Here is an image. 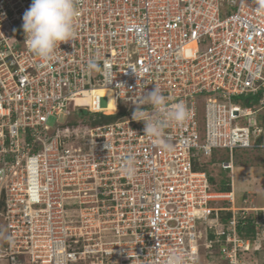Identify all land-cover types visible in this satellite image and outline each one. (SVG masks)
I'll use <instances>...</instances> for the list:
<instances>
[{
  "label": "built area",
  "instance_id": "2783aa9c",
  "mask_svg": "<svg viewBox=\"0 0 264 264\" xmlns=\"http://www.w3.org/2000/svg\"><path fill=\"white\" fill-rule=\"evenodd\" d=\"M31 3L0 0V258L166 264L180 252L201 264L204 249L210 262L251 263L263 250L264 207L236 205L234 152L264 151V120L249 125L264 93L245 105L264 90V0H75L76 38L46 66L25 43ZM155 87L188 110L160 142L133 119L138 106L151 111L138 102ZM101 90L113 92L112 112ZM79 100L87 105L71 109ZM82 109L125 114L87 126ZM62 115L74 119L49 125ZM215 152L229 191L214 189L202 167ZM249 220L256 247L241 234Z\"/></svg>",
  "mask_w": 264,
  "mask_h": 264
},
{
  "label": "clouds",
  "instance_id": "9594fccd",
  "mask_svg": "<svg viewBox=\"0 0 264 264\" xmlns=\"http://www.w3.org/2000/svg\"><path fill=\"white\" fill-rule=\"evenodd\" d=\"M78 14L75 0H32L28 10L23 15V30L28 49L44 62L45 66L57 61V49L60 44L68 43L76 38L74 21ZM89 70H98V64L93 59L88 63ZM148 105L137 107L133 119L144 121V134L160 142L165 127L170 122L182 125L188 118V110L183 102L169 103L168 98L155 87L138 102ZM125 170L128 175L135 172L131 159L127 161ZM186 257L180 252L170 253L166 264H185Z\"/></svg>",
  "mask_w": 264,
  "mask_h": 264
},
{
  "label": "rangeland",
  "instance_id": "374dc122",
  "mask_svg": "<svg viewBox=\"0 0 264 264\" xmlns=\"http://www.w3.org/2000/svg\"><path fill=\"white\" fill-rule=\"evenodd\" d=\"M8 31V28H5ZM200 99L199 101V121L201 124L202 132L204 133V124H205V102L204 99L201 97H197ZM107 99H101V106H107ZM87 105V102L83 100H79L78 102H74L71 105V109L76 108L78 106ZM122 108H127L128 104L124 102L121 103ZM74 119L73 116H60L58 118L51 117L49 119V125L55 127L58 124L65 125L68 120ZM264 120V108L258 112L253 119H249V125L251 128L255 127L257 124L263 122ZM204 141V136L202 138ZM227 156V153H226ZM209 160L208 158H206ZM234 162H235V169H234V191L236 195V205H250L256 207H264V151L263 150H249V149H237L234 152ZM210 167L213 169V172L216 173L218 170L217 165L214 166L210 164ZM224 173L228 174V171H224ZM244 199H247V202H244ZM2 227L5 226L3 222L0 223ZM252 258L248 257L247 261L251 263L248 264H264V251H252L251 254ZM258 259V262L256 261ZM3 260H0L2 262ZM7 260H5L6 263ZM209 261L205 251H202L201 257V264H206ZM214 262L218 263V259H214ZM208 263V262H207ZM219 264H222L219 261Z\"/></svg>",
  "mask_w": 264,
  "mask_h": 264
},
{
  "label": "trees",
  "instance_id": "16d2710c",
  "mask_svg": "<svg viewBox=\"0 0 264 264\" xmlns=\"http://www.w3.org/2000/svg\"><path fill=\"white\" fill-rule=\"evenodd\" d=\"M264 93V90L260 91L259 93L255 94V95H250L248 97H246V101H245V105H250V104H256L259 102V99L261 98L262 94ZM124 112H120L117 114H111V115H106V114H98L97 117H95L94 114H92L91 112H89L88 110H80L79 112V118H82L83 120H85V123H88L87 126H95V125H99V124H106V123H110L113 121H116L118 119H121L122 116L124 115ZM76 117V116H75ZM216 154L217 152L214 153L213 157L211 158V160H209L208 162H205L203 164V168L208 172L209 176H210V180L212 183V186L214 189L216 190H222V191H229L231 190V180H230V176L229 174H225L224 169H222L216 161ZM225 155V154H223ZM195 168L199 167V162L195 161ZM210 164L218 167V170L216 171L217 174H215V172H213V169L210 167ZM223 214V218L227 219L228 216L231 214V212L229 211H225L222 213ZM242 236L244 237H249L252 238L254 241V246L256 247V245L258 244L255 240V230H254V226H253V222L251 220H249V224L246 228V230H244L242 233ZM264 251V243H263V248ZM257 253H259L258 250H255Z\"/></svg>",
  "mask_w": 264,
  "mask_h": 264
},
{
  "label": "bare ground",
  "instance_id": "6f19581e",
  "mask_svg": "<svg viewBox=\"0 0 264 264\" xmlns=\"http://www.w3.org/2000/svg\"><path fill=\"white\" fill-rule=\"evenodd\" d=\"M102 93L109 95L110 98V109L108 110V112H112L113 111V107H114V96H113V92L111 90H101Z\"/></svg>",
  "mask_w": 264,
  "mask_h": 264
},
{
  "label": "crops",
  "instance_id": "0c3cea01",
  "mask_svg": "<svg viewBox=\"0 0 264 264\" xmlns=\"http://www.w3.org/2000/svg\"><path fill=\"white\" fill-rule=\"evenodd\" d=\"M1 242H3V237H0V243ZM0 260H3L2 262H0V264H9L8 261H6V263H5V260H7L5 258H0ZM219 261H221V260L218 258V263L207 261L208 263L206 262V264H219ZM256 261L258 262V259H256Z\"/></svg>",
  "mask_w": 264,
  "mask_h": 264
}]
</instances>
